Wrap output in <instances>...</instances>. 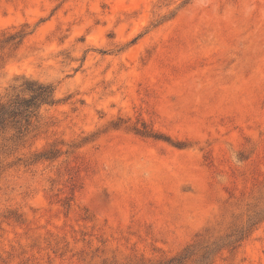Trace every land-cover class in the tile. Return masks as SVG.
<instances>
[{
  "label": "rangeland",
  "instance_id": "obj_1",
  "mask_svg": "<svg viewBox=\"0 0 264 264\" xmlns=\"http://www.w3.org/2000/svg\"><path fill=\"white\" fill-rule=\"evenodd\" d=\"M0 264H264V0H0Z\"/></svg>",
  "mask_w": 264,
  "mask_h": 264
},
{
  "label": "trees",
  "instance_id": "obj_2",
  "mask_svg": "<svg viewBox=\"0 0 264 264\" xmlns=\"http://www.w3.org/2000/svg\"><path fill=\"white\" fill-rule=\"evenodd\" d=\"M55 104L50 85L20 78L14 94L0 99V133L12 131L13 138H23L34 126L41 108Z\"/></svg>",
  "mask_w": 264,
  "mask_h": 264
}]
</instances>
